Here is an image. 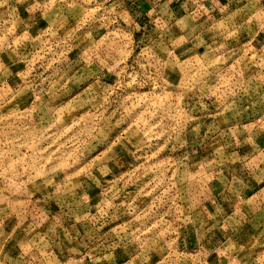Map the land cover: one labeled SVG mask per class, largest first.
I'll return each instance as SVG.
<instances>
[{
	"label": "rangeland",
	"instance_id": "rangeland-1",
	"mask_svg": "<svg viewBox=\"0 0 264 264\" xmlns=\"http://www.w3.org/2000/svg\"><path fill=\"white\" fill-rule=\"evenodd\" d=\"M166 1L0 0V264H264V4Z\"/></svg>",
	"mask_w": 264,
	"mask_h": 264
},
{
	"label": "crops",
	"instance_id": "crops-1",
	"mask_svg": "<svg viewBox=\"0 0 264 264\" xmlns=\"http://www.w3.org/2000/svg\"><path fill=\"white\" fill-rule=\"evenodd\" d=\"M171 1L172 0H168V1L164 2V3H166L167 5H170ZM221 1L222 0H220V2H219V0H215L216 5H220ZM259 2L264 4V0H261ZM167 13H173V16H174V14L177 15V16H180L179 14H177V12L174 9H173V12L171 11V9H168ZM256 148H258V150H264V143H263L262 139L259 138L258 140H256ZM254 150H257V149H254Z\"/></svg>",
	"mask_w": 264,
	"mask_h": 264
},
{
	"label": "built area",
	"instance_id": "built-area-1",
	"mask_svg": "<svg viewBox=\"0 0 264 264\" xmlns=\"http://www.w3.org/2000/svg\"><path fill=\"white\" fill-rule=\"evenodd\" d=\"M254 84H255V80H254Z\"/></svg>",
	"mask_w": 264,
	"mask_h": 264
}]
</instances>
